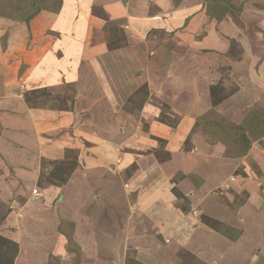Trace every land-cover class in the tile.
<instances>
[{
    "label": "crops",
    "instance_id": "1",
    "mask_svg": "<svg viewBox=\"0 0 264 264\" xmlns=\"http://www.w3.org/2000/svg\"><path fill=\"white\" fill-rule=\"evenodd\" d=\"M5 1L8 0H0V5L4 6ZM220 1L59 0L57 12L42 9L26 25L18 20L13 22L11 14L0 11V236L4 238L0 242V264H50L51 259L59 258L69 260L68 264H77L73 259L76 252L67 248L69 239L78 246L81 258L86 254L95 257L91 264H100V260L105 264H122L127 254L144 264H189L191 259L196 264H241L242 257H248L246 264H264V242L256 237L260 234L259 227L255 235L247 231L252 218L264 207V133L260 140L250 138V148L244 156L228 157L225 142L208 143L207 132L199 122V118L210 111L233 123L241 121L251 109L264 113V2L251 0L260 5L254 9L258 19L253 34L254 47L251 45L249 49L248 45L243 47L240 43L238 47L244 50L235 49L233 55L227 53L228 46L220 41L217 36L220 30L216 31L214 26L221 22L217 18L223 14L216 9L222 6ZM94 6L103 9L106 17L94 15ZM205 6L209 9L207 13ZM107 19L117 20L123 30L129 28L139 35L144 34L146 28L154 27L182 33L185 23H189L191 29L190 23L197 19L198 26L193 32L189 31V35H193L191 39L181 40L175 36L171 50L155 43L152 55H145L146 66L143 67L138 63H143L144 59L130 55V46L119 50L107 48L103 30ZM49 30L57 31V37L50 36ZM30 33L41 34V40H45L34 45L35 39H30ZM53 43L55 47L67 49L75 45L77 49L107 50L108 58H101L98 53L88 58L87 65L97 66L96 72L88 69L90 71H84L82 77L89 79V85L95 78L99 79L105 90L100 97L105 101L111 99L109 104L115 103V106L119 103L115 102L119 98L115 80L102 72L97 75L98 68L105 67L104 61L120 60L118 54L139 60H130L132 66L142 68L134 81L147 82L152 89L148 99L154 96L160 104L144 100L137 113H146L150 118L149 130L155 129L165 140L168 160L152 159L144 141L135 143L142 152L134 156V150H128L130 142L127 140L119 144L103 137L91 140L90 129L99 128V124L93 116L82 118L83 110H93L94 103L89 101L94 96L82 90L80 75L66 80L69 85L75 84L77 93L74 94L75 107L70 112L49 103L31 106L25 102L24 94L31 89L64 83L63 79H37L33 72L29 73L33 70L30 66L37 62L34 55L49 50ZM69 60L75 63V59ZM160 60H163L162 65ZM76 62L75 65L79 60ZM122 62L128 63L124 59ZM158 63L161 65L160 79L151 70H156ZM21 65L24 70L19 73ZM219 67L228 68L227 73L214 76L210 81V74ZM121 73L120 78L128 79V75ZM210 82L221 84L223 91L232 89L223 92L224 99L213 103L207 91ZM83 98L90 103L88 108H83ZM163 104L171 113L178 110L183 113L176 126L151 119ZM118 112L122 114V122L130 118V112L120 108ZM125 126L124 132L129 135V126ZM188 139L191 146L187 150L183 142ZM84 141L88 146H83ZM104 148L109 152L107 156L103 155ZM69 150H76L79 165L67 180L49 183L48 177L57 165L55 160L65 162ZM115 157H118L116 164ZM214 157L222 163L213 164ZM132 162L135 163L134 171L124 179L122 173ZM183 168L185 178L188 173L196 177V184L187 177L193 184L188 183L185 189L181 187L185 178L174 180L179 193L188 199L187 208L179 204L170 185L173 173ZM221 168H229L228 175L223 174ZM76 173L83 176L81 179L100 176V185L83 188ZM112 177H120L121 187H114L112 181H107ZM225 183L231 189L225 188ZM213 185L222 186L224 193L231 190L232 194L226 197L229 204L235 201L234 194L241 192L245 194L244 202L226 207L224 218L222 213L215 214L219 197L209 194ZM36 186L40 197L31 193ZM67 190L73 195L67 196ZM85 193L91 195L89 201L84 202ZM208 197L211 200L206 203ZM201 213L220 220L224 232L231 237L203 223ZM235 230L240 234L231 239ZM99 241H104L109 249L107 253L100 250V255L95 254Z\"/></svg>",
    "mask_w": 264,
    "mask_h": 264
},
{
    "label": "rangeland",
    "instance_id": "2",
    "mask_svg": "<svg viewBox=\"0 0 264 264\" xmlns=\"http://www.w3.org/2000/svg\"><path fill=\"white\" fill-rule=\"evenodd\" d=\"M43 2L40 1H36L32 4L33 7L30 6V0H8L3 2L4 6L0 5V11H3L2 14H11L12 15V21L16 22L15 20L21 21L23 23L28 24V22L30 21L32 16H35L37 14H39L41 12V10H45L51 13H55L57 12V7H59V0H41ZM258 2H260V0H258ZM262 2H264V0H262ZM221 7H218L216 9H220L222 16H218L217 19H221L219 26L214 25L216 28V31H219V34L217 35L220 39V41L222 40L226 46H228L227 48V53H232L233 55L236 54L235 49L237 50H244L242 49L241 46L244 47V45H248V48L250 49V46L252 45L254 47V43H253V34L255 33V29H257V20L255 17V13H254V9H258L260 6L259 3L255 4L252 3L251 0H227L226 3H221ZM208 7L205 6V11L207 13ZM93 14L97 15V16H105L106 14L104 13L103 9H101L100 7H93L92 9ZM51 17H50V22H51ZM48 22V20H47ZM40 26V25H39ZM192 26V28H189V23H185L184 27L182 28L183 31L182 33H177L175 31H165L159 28H146L144 34H138L135 31H131L129 28L124 30L121 28V22L116 21L114 19H107L106 22L104 23L103 26V30L106 32L105 36H106V44L109 43L111 46L114 47L113 50H119L120 48H126L129 47L134 49H130L131 52H129L130 55H133L135 57H142L143 63L139 62L138 65L139 66H143L145 67L146 65H144L145 61H146V54H150L152 55V51L153 50V45L155 43H160L162 44L165 48L171 50V46L174 44L175 42V36L180 38L181 40H186L187 37H189V39H191L193 35H189V31L193 32L194 27L198 26V19L196 21H193V23H190V27ZM28 28V27H27ZM237 28V30H236ZM34 29L36 30V28L34 27ZM27 30V29H26ZM177 30V29H176ZM50 36H53V38H56L58 35V32L55 30H49ZM128 31V32H127ZM216 36V35H215ZM30 39H35L34 45H39L41 44L45 39L42 38L41 40V34H37V35H32V33H30L29 35ZM27 37V38H29ZM49 37V36H48ZM201 36H199L198 38H200ZM38 39V40H37ZM72 43V42H71ZM70 43V44H71ZM242 43V45L240 46L241 49L238 47L239 44ZM55 44H59V43H55ZM63 44V42H62ZM61 45V44H60ZM66 46H68V44H65ZM76 46H78L76 44ZM82 46V44H81ZM84 46V43H83ZM86 46V45H85ZM81 48V47H80ZM77 49L75 48V45L71 48L67 49L66 47H55L54 43L52 47H49V50H42L39 51L38 53H36L35 56V61L36 65H32L30 66L31 69H33L31 72L29 71V73H34V76L37 77V79H45L46 78H54L57 80H64V83H61L60 85H55V86H50V87H45L46 89H48V91H46L45 93H49L48 95H40L36 98V102L37 104H50V105H55L57 107H59L61 110H64L65 112L68 111L70 112L71 109H73L75 107V102L76 99L74 98V94H77L75 91V88L73 86L74 83H71L69 85V83L66 80H70V79H74L77 75H80V77L82 78V90L83 91H87V92H91L90 94H92L94 96V98L91 100L90 99V103H94L93 105V110L90 111L93 114H91L89 112V110L85 111L83 110L81 115L82 118L84 120V118H89L90 117L97 119V123L99 124V128H91V132L87 131L88 133L90 132L92 135L91 140H96V137H100V138H105L109 141H114L115 144H119V142L123 141V140H127L130 142V144H128V150H132L131 152L134 156H137L138 153L142 152L138 151L139 147H136V144L139 141H144V143H146V152L150 153V157L155 160H157L158 162L163 161V160H168L169 155L167 154V152L164 150V145H165V140H163L161 137H159L156 133H155V129L153 131L149 130V120L150 118L147 116V114H138L137 110L140 109V106L142 105V103L144 102V100H147L150 104L154 103L156 105H159L160 103L157 101V98H155L154 96H152L151 100L148 99L149 97V93L152 91V89H150V86L148 85L147 82H140V83H136L134 81V79H137L138 77V70L142 71L141 67H138V65H134L130 63V60L132 61H139L137 59H130L128 57H123V54H118V56L120 57V60L122 62V60L124 59L125 61L127 60L128 63L122 62L119 63L120 60H116V61H112L109 60L108 62H105V67L102 68H98V72L97 75H100V73L102 72L103 75L105 74V76H108L109 78L114 79V84L116 83V88H118V95L119 98L115 99V102H119L118 104L116 103V106L114 105L115 103H112L111 105L109 104L110 100H106L105 98H101L100 94L102 92H105V90L102 88V82L98 79L96 80V78L94 79V81H91L89 85L87 82L89 81V79L87 77H82L84 71H90L88 69H91L92 71L96 72V68L95 67H89L87 64L89 63L88 58H92L93 56H95L97 53L99 55V57L101 58H108L109 54L107 52V50H102V49H98V50H87L85 48L83 49ZM138 48L141 51H136L135 49ZM142 48L144 50H142ZM146 49V50H145ZM104 51V52H103ZM103 52V53H102ZM23 53V51L21 52ZM98 57V58H99ZM68 58V60H67ZM69 58H73L75 59V63H77L76 61L79 60V63L75 65V63L73 61H70ZM80 58V59H79ZM141 60V58H140ZM161 61V65L163 60ZM179 63V62H178ZM151 65H155L153 63H151ZM159 65V63H158ZM156 65L157 69L155 70V68H152V72L155 75L156 78L160 79L161 77L158 75V73L160 72V67L161 65ZM34 67V68H33ZM24 69L21 65V67L18 69L19 73L22 72ZM216 71L213 72L212 74H210V81L213 80L214 76H218L222 73H227L228 68L225 67H219L217 69H215ZM7 71L8 70L7 68ZM108 72H110L111 74H109ZM124 73L126 76L128 75V79H126V77H122L120 78V73ZM121 73V74H122ZM184 75H186L184 72H182ZM180 73V74H182ZM121 79H126L125 81H122ZM34 80H36L34 78ZM67 82V83H65ZM128 83H130V85H128ZM75 85V84H74ZM125 85V86H124ZM133 85V86H132ZM79 86V85H78ZM115 86V85H114ZM221 84H219L218 82L212 83L210 82V86H208L207 91H208V95H209V99L211 102L213 98H220L222 95H225V93L227 91H230L232 88L229 89H223L220 87ZM104 87V86H103ZM130 87V88H129ZM79 88H81L79 86ZM122 88V89H121ZM75 90V91H74ZM121 90V91H120ZM120 91V92H119ZM75 101V102H74ZM89 102H85L84 98H83V108H88L89 107ZM122 103L121 106H119ZM214 103V102H213ZM79 103H77L78 105ZM161 109L160 111L155 115V117L151 118L153 120H155V122H167L169 124H172L174 126H176L177 122L180 120L181 116L183 115V113L179 110L176 113H171L169 112V109L167 108V105L165 106V104L160 105ZM119 108L121 109V111H126V112H130L129 113V119L127 121H123L121 120V116L122 114L118 112ZM258 112H260L259 110H257ZM89 112V113H88ZM209 114H206L205 116L203 115V118L205 117V119H207V121L210 122V124H214L216 127L212 130H208L207 135L208 137L207 139H211L212 134L216 135V139H219L222 142H225L226 144V153L227 155H230L231 152L230 151H236V149L240 148L243 144L241 142L240 139V135L239 133L241 132L240 129H238L237 127H233V125H237L239 123H243V119H244V115L241 118V121L239 122H235L233 123L232 121L228 122L227 119H225L223 116L219 115V114H213L212 111L208 112ZM261 114H264L263 112H260ZM147 117H145V116ZM258 114H256L257 116ZM239 116H242V113L239 114ZM202 117V116H201ZM223 118V119H222ZM246 120V119H245ZM232 123V126L229 124ZM127 125L129 126V135L128 133L124 132V126ZM126 128V126H125ZM220 129L224 130V133H220ZM82 132L85 131L84 128L81 129ZM135 132V133H134ZM134 133V134H133ZM212 133V134H211ZM247 133L251 134V131H246V135ZM104 135V136H101ZM140 135V136H139ZM249 137V140L254 139V137ZM128 138V139H127ZM252 138V139H250ZM98 139V138H97ZM259 139V138H258ZM260 140V139H259ZM136 141V142H135ZM208 143L212 144L210 141L207 140ZM88 142L84 141L82 144L83 146H88L87 144ZM259 144L262 145L261 141H259ZM190 144H189V139L183 142V148L184 149H189L190 148ZM235 149V150H234ZM107 149H103V155L107 156L109 154L108 151H106ZM127 152V151H125ZM121 153V152H120ZM242 155V154H241ZM240 155V156H241ZM238 156V157H240ZM244 156V155H242ZM120 157V156H119ZM231 157V156H230ZM77 154H76V150H69L67 155H66V160H64L65 162H58V160H55L57 162H55L57 165L53 168L55 170H52L50 174V176L48 177V182L49 183H55V181H65L67 180V178L71 175V171L77 168V165H79L78 161H77ZM115 157V163L116 164L117 160ZM187 158L189 159V155L187 156ZM214 161H212L213 164H217V162L222 163L221 161H219V159L217 157L213 158ZM61 163V164H60ZM252 165L254 166V164L252 163ZM169 166V165H168ZM171 167V166H169ZM135 168V163L132 162L130 164V166H128L127 169H125V171L122 173L123 178H129L132 175V172L134 171ZM116 169V168H115ZM186 170H189V167L185 166ZM184 168L183 169H178L176 170L173 175L170 178V185H171V192L174 194L173 189L177 190V187L174 184V180L177 181L180 178H185V174L183 171H186ZM222 173L228 175L229 171L227 168H221ZM231 169V167H230ZM242 169V168H239ZM80 170V169H79ZM120 170L119 168H117V171ZM183 170V171H182ZM113 172V170H111ZM193 171L196 172V169L194 168ZM115 172V171H114ZM245 172V171H242ZM105 174V173H104ZM235 174V173H234ZM260 175V173H258ZM76 175H79L78 180L81 181L83 183V188H89L90 186H95V185H100V180L101 177H91V176H87L84 179H81L82 177L80 176L81 174L76 173ZM72 176V175H71ZM113 176V175H112ZM187 177H189V179L196 184V177L193 176L192 174H187ZM186 177V178H187ZM54 178V179H53ZM64 178V179H63ZM109 178V177H108ZM120 177H112L110 179H108L107 181H112V185L114 187H121V181L119 179ZM185 178V184L182 185L181 187L183 189H185V187H187L188 183L189 185L192 183L190 180H188V178ZM239 178V177H238ZM233 179V178H232ZM87 180V181H86ZM59 183V182H57ZM193 184V183H192ZM191 184V185H192ZM235 184V183H234ZM238 185V184H236ZM242 185V184H240ZM213 189L212 192H210L209 194H215L217 197H219V200L217 201L218 203L216 204L215 207V214L216 213H222V216L224 218V216H226V211L225 208L226 207H234V206H238L239 204H242L244 202V193H237L234 194L235 197V201L232 202L231 204H229L226 200V197H228V194L231 193L230 191H226L227 193L223 192V187L221 186H216L213 185ZM232 189H233V185ZM38 187V186H36ZM236 187H239L236 186ZM235 187V188H236ZM253 187V185H252ZM225 188H230V185L228 183H225ZM231 189V188H230ZM87 190V189H86ZM67 192V196H72L73 192L72 191H66ZM179 192V191H178ZM247 193V192H245ZM208 194V195H209ZM221 194V195H219ZM232 194V193H231ZM91 194L89 193H85V197H83L84 202L85 201H89V197ZM180 196H176L178 197V202L181 205H185L184 208L188 207V199L181 193H179ZM211 199L208 197V199L205 201L206 203L208 201H210ZM205 203H203L204 205ZM189 208L191 209L190 206V201H189ZM257 208V207H254ZM182 209V207H181ZM258 209V208H257ZM193 210V209H192ZM191 210V211H192ZM193 212V211H192ZM102 213V211L100 212V214ZM3 216V215H2ZM204 217V218H202ZM3 218V217H1ZM228 218L229 215H228ZM203 219V220H201ZM200 220L208 225H211V227L215 228V223L213 221L216 222V225L219 224V222H221L220 220H218L215 217H209L206 215H204L203 213L200 214ZM248 221V219H247ZM252 225L250 227H247V231L248 234H252L255 235L256 231L259 227L260 229V234L256 237H259L258 239H260L261 241L264 242V234L263 231L264 229H262V225H264V207L261 208V211L259 213V215L255 216L252 218ZM105 224V223H104ZM103 224V226H104ZM258 234V233H257ZM160 235V234H159ZM118 237V235H117ZM96 248L97 251L95 254H99L100 250L104 251V254L107 253L109 251V249H107L106 244L104 243V241H99L98 243H96ZM77 250V247L75 248ZM78 251V250H77ZM71 252V251H70ZM77 254V253H76ZM86 254V253H85ZM80 252L73 257L74 261L77 264H91L94 261L93 256L88 257V254H86L87 256L82 257L79 256ZM100 255V254H99ZM106 255H103L101 257H104ZM127 256H131V254H127ZM125 257V258H126ZM134 258V257H132ZM82 259V260H81ZM101 259V258H100ZM105 259V257L103 258ZM136 259V258H135ZM241 260V264H246L248 257L244 258L242 257ZM69 261V260H68ZM68 261H64L61 260L59 258V260H55V259H51L50 260V264H68ZM140 261V260H138ZM100 264H105L104 260H100L99 261ZM118 262V261H117ZM125 262V260H123V263ZM141 262V261H140ZM122 263V264H123ZM143 263V262H141Z\"/></svg>",
    "mask_w": 264,
    "mask_h": 264
},
{
    "label": "trees",
    "instance_id": "3",
    "mask_svg": "<svg viewBox=\"0 0 264 264\" xmlns=\"http://www.w3.org/2000/svg\"><path fill=\"white\" fill-rule=\"evenodd\" d=\"M30 1H31L30 2V6L33 7L32 4L35 2V0H30ZM36 1L43 2L41 0H36ZM51 1H53V0H51ZM226 2H227V0H221L220 1V3H226ZM57 10H58V7H57ZM107 48L114 49V47L111 46L109 43H107ZM46 91L47 90H46L45 87L42 88V89H37V90L31 89V90L25 92L24 100H25V102L28 105L36 106L37 105L36 98L38 96L42 95V94L48 95L49 93H45ZM224 98H225V95H222L220 98H213L212 101L214 103H217V102L221 101ZM212 113L213 114H217L214 111H212ZM206 114H209V113H205L204 116ZM256 114H258V115L256 116ZM199 122H202L201 124L204 127L206 132H208V130H212V129H214L216 127L214 124H210V122L207 121V119H205V117L203 118V116L199 118ZM229 124L232 126V123H229ZM233 127H237L238 129H240L241 132L239 133V135H240V139H241V142H242L243 145L240 148L236 149V151H230L231 154L227 155V156L228 157H230V156L231 157H238L241 154L245 155L248 152L249 148H250V140H249L248 135H246V131H251V134H249L250 136H252L254 138H259L264 133V114H261L260 112H258L257 109L256 110L255 109H251L249 112L246 113V115H245V117L243 119V123H239L236 126L233 125ZM220 133H224V130L220 129ZM212 136L213 137H211L210 140L209 139H207V140L210 141L213 144V143L217 142L219 139H216V137H215L216 135L212 134ZM173 191H174V194L176 196H180L178 191H176L175 189H173ZM202 218H204V217H202ZM201 220H203V219H201ZM214 230L219 232V233H221V234H223V235H225V236H227V237H231V235H229L226 232H224V227H223V225L221 223L215 225ZM239 234H240V231L239 230H235V235H232L233 237L231 239H236V237ZM3 240H4V238L2 236H0V242L3 241ZM76 247H77L78 251L75 249ZM67 248L69 250H71V251H75L77 254L79 253L78 246L75 245V243H73L71 241V239L68 240ZM124 264H144V263H141L140 261H138L135 258L127 256L125 258ZM189 264H196V263H195V261H192V259H191V262H189Z\"/></svg>",
    "mask_w": 264,
    "mask_h": 264
},
{
    "label": "built area",
    "instance_id": "4",
    "mask_svg": "<svg viewBox=\"0 0 264 264\" xmlns=\"http://www.w3.org/2000/svg\"><path fill=\"white\" fill-rule=\"evenodd\" d=\"M31 192H32V195L34 197H40V195H41V193H40V191H38L37 187L32 188Z\"/></svg>",
    "mask_w": 264,
    "mask_h": 264
},
{
    "label": "clouds",
    "instance_id": "5",
    "mask_svg": "<svg viewBox=\"0 0 264 264\" xmlns=\"http://www.w3.org/2000/svg\"><path fill=\"white\" fill-rule=\"evenodd\" d=\"M34 188V187H33ZM32 190V189H31ZM32 193V192H31ZM41 196V195H40Z\"/></svg>",
    "mask_w": 264,
    "mask_h": 264
}]
</instances>
